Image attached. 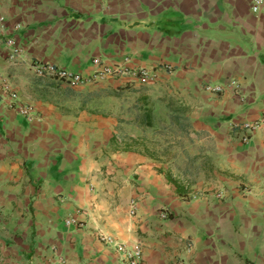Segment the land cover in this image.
<instances>
[{
    "label": "crops",
    "instance_id": "1",
    "mask_svg": "<svg viewBox=\"0 0 264 264\" xmlns=\"http://www.w3.org/2000/svg\"><path fill=\"white\" fill-rule=\"evenodd\" d=\"M250 4L0 0V264H125L100 234L140 243L141 264H264V129L239 128L264 116ZM125 57L153 82L71 88L30 67Z\"/></svg>",
    "mask_w": 264,
    "mask_h": 264
},
{
    "label": "built area",
    "instance_id": "2",
    "mask_svg": "<svg viewBox=\"0 0 264 264\" xmlns=\"http://www.w3.org/2000/svg\"><path fill=\"white\" fill-rule=\"evenodd\" d=\"M250 8L253 14L259 15L264 12V0H251ZM2 21V18H0ZM6 44L10 51L8 53V58L11 61H16L21 57V50L15 45L12 39H7ZM93 65L95 66L94 71L88 75L83 76L78 73L65 70L62 68H55L50 64H44L41 62H33L31 64V69L35 75L39 77H49L67 84L71 88H76L83 85H91L99 83L107 78H120L129 77L133 81L138 82L140 85H148L153 82L155 76L146 69L133 70L129 66V59L127 57L123 58L119 63L113 65H108L102 62L99 58L93 59ZM170 68V67H166ZM234 84V83H233ZM210 90L209 87H207ZM2 90L5 93H11L8 85L3 84ZM220 88L213 89L214 92H218ZM12 97L14 93H11ZM18 112L23 117H26L29 122H32L33 115L32 109L29 106H18ZM239 128L244 132L242 138L243 142H247L249 138L258 129H264V116L249 122H243ZM219 197V194L216 195ZM129 214L130 216H135L136 214V204L134 200L129 202ZM160 217L166 218L165 212H160ZM65 224L76 225L77 223L73 219H67ZM80 226V224H78ZM98 240L105 246L112 247L120 255L125 264H141L142 261V246L140 243L125 244L117 241L114 237L109 235L100 234ZM177 264H189L184 260H180Z\"/></svg>",
    "mask_w": 264,
    "mask_h": 264
}]
</instances>
